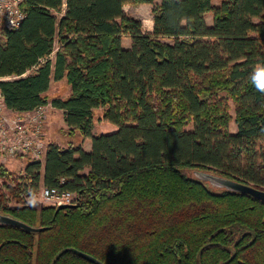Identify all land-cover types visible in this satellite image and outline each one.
<instances>
[{"label": "trees", "instance_id": "16d2710c", "mask_svg": "<svg viewBox=\"0 0 264 264\" xmlns=\"http://www.w3.org/2000/svg\"><path fill=\"white\" fill-rule=\"evenodd\" d=\"M137 2L153 4L150 32L122 9ZM21 8L0 38V76H14L0 80L6 107L32 110L65 78L70 93L49 102L91 147L48 142L17 176L0 163V214L43 227L0 223V264H99L79 252L102 264H264V201L187 173L264 189V93L251 79L264 67V0ZM96 108L113 130L92 133ZM40 185L75 192V206L27 204Z\"/></svg>", "mask_w": 264, "mask_h": 264}, {"label": "built area", "instance_id": "2783aa9c", "mask_svg": "<svg viewBox=\"0 0 264 264\" xmlns=\"http://www.w3.org/2000/svg\"><path fill=\"white\" fill-rule=\"evenodd\" d=\"M24 0H0V38L3 33L16 29L23 17ZM14 76H0L10 79ZM49 101L32 110L16 111L6 107L0 89V163L6 164L19 157L43 161L47 140L45 124ZM63 181V178L60 179ZM40 196L57 206L75 202V192L58 186H42Z\"/></svg>", "mask_w": 264, "mask_h": 264}, {"label": "rangeland", "instance_id": "374dc122", "mask_svg": "<svg viewBox=\"0 0 264 264\" xmlns=\"http://www.w3.org/2000/svg\"><path fill=\"white\" fill-rule=\"evenodd\" d=\"M158 2L159 0H155ZM219 0H213L214 4H218ZM153 4L152 3H147V2H137V3H125L122 6V9L124 13L130 17H133L135 19H138L141 21V30L143 32H150L152 30V13H151V8ZM205 20L207 23L211 22V13L207 12L205 14ZM161 40L165 42H171L172 38L170 37H162ZM121 44L129 46L130 45V37L128 35H122L121 36ZM264 69V67L261 66H256L255 72ZM65 89L66 86L64 83H51L50 88L48 90V93L46 94L48 97V101L52 96H64L65 95ZM53 106L50 105L47 109V119L51 125L50 127L54 131V133H58L59 136L62 135V138L58 141L60 146H66V144L71 141L74 145H77L78 142V134L77 132L73 133L72 135H69L66 133V125L63 122L62 115L60 112L57 110L52 109ZM230 112L232 116L234 115V111L230 109ZM102 114V108H96L93 110V121H94V129L95 132L101 131L103 128L106 129L107 124L103 122L100 118V115ZM46 125V124H45ZM192 128V122H188L186 125V129H191ZM228 129L230 132H234L235 130V124L231 120L228 125ZM29 159L27 157H19L15 158L14 160H11L9 163L4 164L6 168H8L10 171H12L16 176L23 174V164L25 165ZM43 162V161H42ZM192 175H196L195 171H189L187 172ZM208 182V181H207ZM1 186H3V182H0ZM208 184L213 187V188H218L214 186L213 184L209 183ZM42 185L39 186L38 191L35 192L31 197H28L26 199L27 204L40 207L42 205H47L51 204L49 201L44 199L43 197L40 196V189ZM30 201H34V203H30ZM10 205H15V202L11 201Z\"/></svg>", "mask_w": 264, "mask_h": 264}, {"label": "water", "instance_id": "95a60500", "mask_svg": "<svg viewBox=\"0 0 264 264\" xmlns=\"http://www.w3.org/2000/svg\"><path fill=\"white\" fill-rule=\"evenodd\" d=\"M196 172V177L204 180V181H208L209 183L213 184L214 186L218 187V188H224L227 190H231V191H237V192H242V193H248L250 195H252L253 197L264 201V189H260L257 188L249 183H244V182H240L228 177H224L221 175H217L208 171H203V170H193ZM75 206V203H62V204H58L56 206V210L59 208H63V207H72ZM0 223H4V224H10V225H14V226H18L20 228H23L25 230L28 231H39L41 229H43V227H38V226H32L29 225L19 219L13 218L7 214H0ZM81 255L95 261L96 263L102 264L101 262H99L98 260H96L94 257L79 252Z\"/></svg>", "mask_w": 264, "mask_h": 264}, {"label": "crops", "instance_id": "0c3cea01", "mask_svg": "<svg viewBox=\"0 0 264 264\" xmlns=\"http://www.w3.org/2000/svg\"><path fill=\"white\" fill-rule=\"evenodd\" d=\"M123 46L124 47H128L126 45H123ZM49 57L50 58H53V53H51ZM255 69H256V67H255ZM51 83H64L65 86H66V89H65V95L64 96L61 97L59 95H56V96L54 95L50 99H52L54 97L65 98L70 93V88H69V85L65 82V78H61L59 80H51L50 81L49 87H48V89L45 92L46 94L48 93V90L50 88ZM52 109L57 110L58 112H60L61 115H62V119H63V111H62V109L55 108V107H53ZM101 115H100L101 120L103 122H105V124H107L106 129L103 128L98 133L95 132V129H94V121H93V128H92V133L93 134H99V133L108 132V131H111V130H113L115 128V126L112 123H110L109 121L103 119ZM63 122H64V120H63ZM50 125H51V123L47 120L46 125H45V137H46V140H47V142H54V143H57L59 145V142L58 141L62 138V135L59 136L58 133H54V131L52 130V128L50 127ZM76 132H77L78 137H79L78 138L77 145H80L86 151L90 150V147H91V140H90V138L89 137H82L79 134L78 131H76ZM23 167H24V164H23Z\"/></svg>", "mask_w": 264, "mask_h": 264}, {"label": "clouds", "instance_id": "9594fccd", "mask_svg": "<svg viewBox=\"0 0 264 264\" xmlns=\"http://www.w3.org/2000/svg\"><path fill=\"white\" fill-rule=\"evenodd\" d=\"M251 79L256 89L264 93V69L257 71ZM30 203H34V201H30Z\"/></svg>", "mask_w": 264, "mask_h": 264}]
</instances>
